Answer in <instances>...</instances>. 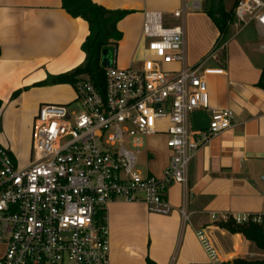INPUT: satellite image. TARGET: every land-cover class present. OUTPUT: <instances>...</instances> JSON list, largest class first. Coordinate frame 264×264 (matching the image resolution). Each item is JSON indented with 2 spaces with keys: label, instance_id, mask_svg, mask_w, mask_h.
<instances>
[{
  "label": "built area",
  "instance_id": "built-area-1",
  "mask_svg": "<svg viewBox=\"0 0 264 264\" xmlns=\"http://www.w3.org/2000/svg\"><path fill=\"white\" fill-rule=\"evenodd\" d=\"M187 11L185 4L174 16ZM235 20L264 27V0H239ZM143 37L147 53L139 68L107 69L104 96L84 77L74 87L79 111H69L70 104L39 108L29 165L0 143V244L6 245L0 264H110L108 204L143 201L149 212L169 215L168 186L187 187L196 153L234 127L231 110L213 112L209 127L198 134L190 124L194 112L209 109L207 77L225 74L208 62L218 61L226 43L188 66L184 28L168 26L158 11L144 13ZM160 134L167 135L171 151L162 180L136 169L145 138ZM232 219L264 226L262 214ZM211 229L196 233L207 255L204 264H231Z\"/></svg>",
  "mask_w": 264,
  "mask_h": 264
},
{
  "label": "crops",
  "instance_id": "crops-1",
  "mask_svg": "<svg viewBox=\"0 0 264 264\" xmlns=\"http://www.w3.org/2000/svg\"><path fill=\"white\" fill-rule=\"evenodd\" d=\"M94 2L112 10L135 12L118 24L124 38L118 44L114 64L120 68H139L147 53L143 37L147 11L162 12L168 26L184 28L188 66L200 63L220 36L203 11L205 0ZM185 4L187 13L175 18L174 13ZM225 7L227 11L233 8ZM89 34L88 23L71 17L62 0H0V143L23 166L29 165L31 156L22 160V139L16 130L10 131L9 124L26 113L35 116L44 104H69L62 99L72 90L71 101L76 100L71 85L37 84L81 66L86 59L82 45ZM208 65L225 70V74L207 77L209 109L190 116L192 130L196 134L206 130L212 113L221 110L234 113V127L196 153L187 187L178 183L168 186L169 215L149 212L143 201L116 199L108 204L110 264H147L148 260L156 264H204L207 255L196 235L198 230L211 227L234 236L219 228L213 215L219 220L224 216L264 215V90L256 86L264 70V27L256 21L243 26L235 20L225 47L218 52V61L210 60ZM17 92L20 94L14 98ZM162 137L168 140L166 134L145 138L143 147L148 146V139ZM163 143L162 161L148 149L146 174L139 169L138 151L136 169L142 175L164 178L171 151ZM5 249L6 245L0 244V255Z\"/></svg>",
  "mask_w": 264,
  "mask_h": 264
},
{
  "label": "trees",
  "instance_id": "trees-1",
  "mask_svg": "<svg viewBox=\"0 0 264 264\" xmlns=\"http://www.w3.org/2000/svg\"><path fill=\"white\" fill-rule=\"evenodd\" d=\"M239 0H236L235 6L230 11L226 10L225 0H205L203 11L206 13L217 27L220 36L215 46H221L227 42L229 27L235 21V9ZM63 9L73 18H81L89 25L90 34L82 45V51L86 54L85 62L71 72L60 74L50 81H45L38 86L53 85H75L84 77L95 85L101 95H105L106 68L102 65V56L106 50L112 51L116 59L118 44L123 40L124 34L118 29V24L129 15L135 13L131 10L108 9L97 4L94 0H62ZM2 51L0 48V58ZM115 65V64H114ZM264 90V70L262 76L256 85ZM20 92L13 95L16 98ZM0 100V109L2 108ZM103 216V213H101ZM219 228L236 236L241 241L237 246L238 253L244 248L245 241L254 243L258 249L264 251V226L254 223L238 225L235 224L232 217L227 222H219ZM147 264H156L148 260ZM233 264H264V260H247L238 258Z\"/></svg>",
  "mask_w": 264,
  "mask_h": 264
},
{
  "label": "rangeland",
  "instance_id": "rangeland-1",
  "mask_svg": "<svg viewBox=\"0 0 264 264\" xmlns=\"http://www.w3.org/2000/svg\"><path fill=\"white\" fill-rule=\"evenodd\" d=\"M235 0H225V4L228 9H231L234 5ZM110 60L106 63H102V65L109 69L114 66V58L115 55L110 51ZM172 67H169L168 70L171 71ZM70 89V88H69ZM71 90V89H70ZM73 95V90L71 91V95L63 97V103L68 102L69 104H62V105H69L68 109L69 111H79L78 103H74L75 100L71 101ZM71 101V102H70ZM74 103V104H72ZM39 109L37 110L38 113ZM37 113L35 116L31 117L28 113H26L25 117L17 118L13 120L12 123L9 124V127L11 128L10 131L16 130L17 137L22 139V160H28L30 156L32 157V136H33V126L35 122V118L37 116ZM164 129H162V132ZM165 141V145L167 146V138H156L154 139H148L147 145L139 150V169L145 172V167L147 164V154L148 149L154 154V156H159L160 161L163 160V154L162 149ZM152 146H156L155 149L152 148ZM215 235L216 241L219 250L221 251L222 255L227 257V259H231V264H233V261L237 258H245L247 260H264V251L257 248V246L252 242H246L245 247L242 249V251L237 250V246L242 243L241 241H238L236 239V236H226L223 234L222 231H220L217 228H214L212 231ZM1 251V250H0ZM238 251V252H237ZM233 253V254H232ZM2 255V254H1ZM0 255V256H1ZM231 255V256H230ZM68 264V263H67Z\"/></svg>",
  "mask_w": 264,
  "mask_h": 264
},
{
  "label": "water",
  "instance_id": "water-1",
  "mask_svg": "<svg viewBox=\"0 0 264 264\" xmlns=\"http://www.w3.org/2000/svg\"><path fill=\"white\" fill-rule=\"evenodd\" d=\"M110 54H111L110 50H106V51L103 53V56H102V63H103V62L106 63V62H108V61L110 60ZM157 107L159 108L160 106H157ZM262 180H263V182H264V177L262 178Z\"/></svg>",
  "mask_w": 264,
  "mask_h": 264
}]
</instances>
